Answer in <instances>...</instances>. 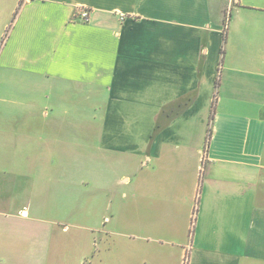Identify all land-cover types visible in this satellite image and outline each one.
Segmentation results:
<instances>
[{
    "label": "crops",
    "instance_id": "obj_1",
    "mask_svg": "<svg viewBox=\"0 0 264 264\" xmlns=\"http://www.w3.org/2000/svg\"><path fill=\"white\" fill-rule=\"evenodd\" d=\"M186 255L264 264V0H0V264Z\"/></svg>",
    "mask_w": 264,
    "mask_h": 264
},
{
    "label": "built area",
    "instance_id": "obj_2",
    "mask_svg": "<svg viewBox=\"0 0 264 264\" xmlns=\"http://www.w3.org/2000/svg\"><path fill=\"white\" fill-rule=\"evenodd\" d=\"M76 18L78 20H80L81 22H85V23L89 22V15H88L87 11H85V10H80L77 13Z\"/></svg>",
    "mask_w": 264,
    "mask_h": 264
},
{
    "label": "trees",
    "instance_id": "obj_3",
    "mask_svg": "<svg viewBox=\"0 0 264 264\" xmlns=\"http://www.w3.org/2000/svg\"><path fill=\"white\" fill-rule=\"evenodd\" d=\"M225 24H226V22H225ZM223 41H224V43L226 42V28L223 30ZM221 51L223 53V49ZM187 262H188V256L186 255L184 264H187Z\"/></svg>",
    "mask_w": 264,
    "mask_h": 264
},
{
    "label": "rangeland",
    "instance_id": "obj_4",
    "mask_svg": "<svg viewBox=\"0 0 264 264\" xmlns=\"http://www.w3.org/2000/svg\"><path fill=\"white\" fill-rule=\"evenodd\" d=\"M76 176L79 177V173ZM94 196H95V194H94Z\"/></svg>",
    "mask_w": 264,
    "mask_h": 264
}]
</instances>
